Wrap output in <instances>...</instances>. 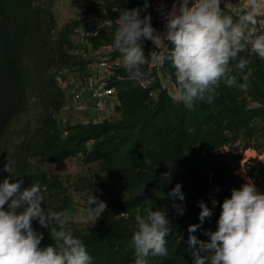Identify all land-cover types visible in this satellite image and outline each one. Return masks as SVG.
<instances>
[{"label": "trees", "instance_id": "trees-1", "mask_svg": "<svg viewBox=\"0 0 264 264\" xmlns=\"http://www.w3.org/2000/svg\"><path fill=\"white\" fill-rule=\"evenodd\" d=\"M105 4L112 23L108 43L113 47L114 59L121 56L114 49V33L118 27L116 20L124 9L142 6L144 0H89L87 8L96 11ZM239 8L225 7L224 11L236 17ZM5 9L10 22L0 21V137L27 102L24 73L6 65L2 58L10 56L20 60L31 49L36 32L24 0H0V13ZM148 42L143 41L145 55L149 54ZM240 58L247 59L249 64L241 71L236 68V62H232L230 74L236 77L239 85L243 82L242 77L251 70L247 90L242 91L238 86L229 87L222 81L217 89L218 95L211 103L199 101L191 110L183 103L175 102L164 88H159L152 103H147L148 89L142 88L139 82L129 80L126 69L119 68L107 79V85L116 89L118 106L125 112L122 120L77 122L67 124L61 131L50 113L44 115L42 143L37 152L41 162L59 163L75 155H81L85 163L101 160L110 188L135 191L128 198L108 201V205L122 215L106 229L84 231L67 223L73 234L83 240L92 258L103 249L105 264L111 254L122 261L134 260L131 240L135 216L144 214V201L149 199L155 201L154 210L157 207L166 208L168 216L176 212L173 202L184 206V214L170 225L167 247L174 242L177 234L180 237L172 256L164 264L193 263L188 251L189 225H200L192 234L208 241L210 238L204 230H216L223 200L231 196L233 188L243 184L234 175L239 166V155L219 157L217 150L222 144L219 138L233 131L239 135L241 149L255 147L258 152L264 153V58L250 50L242 52ZM148 67L149 64L142 66L143 78L151 77ZM173 72L170 61L163 60L160 73L176 87ZM251 102L257 105H250ZM157 126L165 132L161 147L151 138ZM15 159L12 179L23 180L22 189L35 182H39L41 187L44 185V173L31 172L27 160ZM5 164L0 158V181L10 175L4 171ZM263 171L262 165L247 164L248 176L253 181H259L264 176ZM177 183L181 184L184 201L178 197L173 201L167 195ZM209 183L213 188V198L217 200L216 205L206 199H198L208 190ZM258 190L264 192L261 186ZM200 201H204L213 213L210 218H205L203 224L199 220ZM66 207L67 204L63 203L60 211ZM32 225L43 234L41 247L55 243L48 228L41 227L36 220Z\"/></svg>", "mask_w": 264, "mask_h": 264}, {"label": "clouds", "instance_id": "clouds-1", "mask_svg": "<svg viewBox=\"0 0 264 264\" xmlns=\"http://www.w3.org/2000/svg\"><path fill=\"white\" fill-rule=\"evenodd\" d=\"M148 6V0H144L143 11ZM227 6L224 0V8ZM224 8L221 0H173L171 8L162 13L163 32L153 27L150 13L141 16V8L124 9L117 21L114 49L122 56L129 80L140 82L145 75L144 65L170 61L176 83L172 99L189 110L199 101L211 103L222 81L246 91L251 70L237 85L230 64L235 61L236 68L243 71L249 61L240 54L249 50L264 58V33L256 27L258 18L264 17V0H245L236 17ZM145 40L154 45L148 55L143 48ZM159 49L164 50L163 55L156 53ZM4 171L10 175L0 181V264H92L83 240L67 227V214L42 208L40 183L22 189L23 180L12 179V161H7ZM244 179L223 200L216 230H204L208 241L192 234L200 225H189L188 251L193 264H264V192L257 189L252 178ZM167 195L173 201L177 197L185 199L180 183ZM212 204H217L215 198ZM87 205L80 209L81 221L86 216L96 221L107 208L106 202L93 193ZM144 205V214L135 216L133 264H150V257L169 254L166 237L171 232V221L167 209L154 210L155 201L149 199ZM172 207L179 215L184 214L182 204L173 202ZM199 207L203 224L213 213L204 201ZM33 220L49 229L54 244L40 246L43 234L34 229Z\"/></svg>", "mask_w": 264, "mask_h": 264}, {"label": "rangeland", "instance_id": "rangeland-1", "mask_svg": "<svg viewBox=\"0 0 264 264\" xmlns=\"http://www.w3.org/2000/svg\"><path fill=\"white\" fill-rule=\"evenodd\" d=\"M24 1L36 26L31 49L20 60L10 56L2 59L9 67L17 68L24 73L27 102L22 111L9 122L0 137V158L6 163L14 162L15 158L25 159L31 172L46 175L44 185L41 187L44 196L42 208L59 212L62 204L66 203L67 207L62 211L67 214L68 224L84 231L106 229L113 220L122 215L117 209L110 207L108 201L128 198L135 191L110 188L101 160L85 163L81 155H75L59 163H43L39 160L37 152L42 143L43 117L46 113L51 114L61 131L67 124L99 122L103 119L118 121L125 117V112L118 106L117 97L110 99L99 109L92 107L93 100L86 92L82 93L80 100L75 101L72 98V91L79 87L78 81L84 83V79L92 75L91 66H96L100 60H109L107 70L109 75L119 68H124L122 62L111 63L113 47L108 40L112 23H105L110 21L108 6L105 4L93 11L87 8L89 0ZM243 1L225 0V4L234 10L242 7ZM0 21L6 24L10 22L6 9L0 13ZM257 24V31L264 33V17L258 18ZM95 28L98 29L99 36L91 34ZM148 50H154L151 41L148 42ZM155 65L149 64L147 70L151 72L150 85L156 92L159 88H164L172 97L175 85L158 72ZM152 98L154 99V96L149 95L147 103H152ZM250 105L257 104L251 102ZM154 130L151 138L161 147L164 144L165 132L159 126ZM238 136L233 131L221 136L219 140L222 144L217 152L221 158L239 155V166L234 175L244 183V177H249L247 164L262 165L264 169L262 161L264 153L258 152L255 147L241 149ZM253 182L257 189L261 186L264 190V176ZM92 193L105 201L107 208L96 221L87 216L81 221L80 209L87 208V200ZM213 197V188L209 183L208 190L198 199H206L212 204ZM178 216L179 214L174 212L168 217L173 223ZM179 237L180 234H177L174 242L168 247V256L150 257V264H164L172 256ZM105 258L104 250H99L93 257V263L105 264ZM133 261H122L111 254L107 264H133Z\"/></svg>", "mask_w": 264, "mask_h": 264}, {"label": "built area", "instance_id": "built-area-1", "mask_svg": "<svg viewBox=\"0 0 264 264\" xmlns=\"http://www.w3.org/2000/svg\"><path fill=\"white\" fill-rule=\"evenodd\" d=\"M173 0H148V8L146 10L147 13L151 14V21L155 24V28L159 31L163 32L165 29V20L163 18L162 13L169 10L172 6ZM245 3V0L243 1ZM243 5V4H242ZM162 6V7H161ZM221 6H224V1H221ZM141 8V16H144L146 14L144 9V4L142 6L136 7ZM118 21V19L116 20ZM107 24H110V21L105 22ZM98 29H93L91 34L96 36L98 35ZM151 50L149 51V53ZM156 53L158 55H163L164 50L159 49L156 50ZM122 62V56L116 57L111 60V63H119ZM162 61L156 64V69L158 72H160V66L162 65ZM151 64V63H149ZM92 67V75L90 74L84 79V83L79 80L78 86L76 89L72 91V98L77 101L82 98V93L86 92L88 96L93 100V108H103L106 103L112 99L116 98V89L113 86L107 85V79L111 76L107 74V70L109 68V60H100L96 63V66ZM149 72V71H148ZM150 78H142V80L139 82L140 86L144 89H148V94L150 96L156 97L157 92L154 88L150 89ZM169 93V92H168ZM170 95V94H169Z\"/></svg>", "mask_w": 264, "mask_h": 264}]
</instances>
